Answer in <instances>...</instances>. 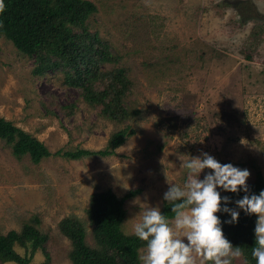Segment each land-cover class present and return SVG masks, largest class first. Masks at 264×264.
<instances>
[{"label": "rangeland", "instance_id": "obj_1", "mask_svg": "<svg viewBox=\"0 0 264 264\" xmlns=\"http://www.w3.org/2000/svg\"><path fill=\"white\" fill-rule=\"evenodd\" d=\"M90 1L98 7L90 32L119 56L117 67L134 83L130 103L142 112L132 123L137 134L113 156L71 161L55 154L104 149L122 126L101 118L79 91L66 87L63 72L34 74L35 61L0 40V116L53 154L39 165L29 157L18 160L0 139V232L20 230L36 215L52 238L49 259L42 252L32 264H72L69 240L59 230L65 217L84 220L94 245L86 213L93 193L111 189L123 197L142 189L125 202L122 227L131 235L145 204L161 210L170 183L183 186L182 160L207 153L222 165L247 169L248 187L258 170L264 175V30L253 37L264 19L243 23L244 10L233 6L248 2L245 13L253 7L264 18V0ZM73 104V114L60 108Z\"/></svg>", "mask_w": 264, "mask_h": 264}, {"label": "trees", "instance_id": "obj_2", "mask_svg": "<svg viewBox=\"0 0 264 264\" xmlns=\"http://www.w3.org/2000/svg\"><path fill=\"white\" fill-rule=\"evenodd\" d=\"M4 3L5 11L0 14V40L5 38L19 52L33 59L34 74L45 76L49 72H63L66 87L79 91L81 99L101 118L122 126L112 134L104 149L75 148L55 154L71 161L115 155L119 147L137 134L132 123L142 112L130 103L134 83L127 69L117 67L119 56L110 52L97 32H90L88 21L98 13L97 5L90 0H4ZM247 3L235 1L233 4L240 12L244 10L240 13L242 22L262 21L264 18L253 7L251 15L245 13L242 4ZM263 30L256 25L253 37L260 36ZM108 64L114 67L102 68ZM60 108L73 114L76 105ZM0 139L11 147L18 160L29 157L32 163L39 165L53 156L44 142L1 116ZM261 191H264V175L258 170L247 194L259 195ZM218 192L222 198L230 199L228 208L239 212L238 222L234 224L225 223L231 219L228 214L217 213L225 238L244 253L242 261L234 264H245V261L256 264L251 252L256 246L258 217L236 207L235 202L245 195L242 190L230 193L220 188ZM141 193L142 189H135L118 197L107 189L91 195L86 213L92 230V246L87 242L88 227L84 220L75 215L62 219L59 230L69 240L68 256L72 264H142L140 251L146 247V242L134 234H126L122 227L127 216L125 202ZM224 206L222 202L221 207ZM161 213L173 218L171 205L166 201ZM40 226V218L34 215L20 230L0 232V263L32 264L42 252L49 259L47 247L52 238Z\"/></svg>", "mask_w": 264, "mask_h": 264}, {"label": "clouds", "instance_id": "obj_3", "mask_svg": "<svg viewBox=\"0 0 264 264\" xmlns=\"http://www.w3.org/2000/svg\"><path fill=\"white\" fill-rule=\"evenodd\" d=\"M5 8L4 0H0V14ZM182 161L181 168L187 170L185 183L183 186L170 183L163 197L171 205L173 218L163 215L159 206L145 204L133 225V234L146 242L139 257L142 264H234L243 257L242 249L233 247L225 238L217 215L221 211L228 214L231 219L225 223L234 224L239 212L226 206L231 201L221 197L218 187L225 192L245 193L235 204L246 214L258 217L256 246L251 255L256 264H264V191L259 195L247 194L250 172L230 163L222 165L207 153L203 158L189 157ZM205 169L212 171L201 180L200 174Z\"/></svg>", "mask_w": 264, "mask_h": 264}]
</instances>
